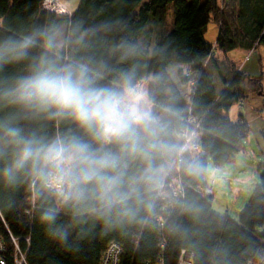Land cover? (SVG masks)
<instances>
[{"label": "trees", "instance_id": "1", "mask_svg": "<svg viewBox=\"0 0 264 264\" xmlns=\"http://www.w3.org/2000/svg\"><path fill=\"white\" fill-rule=\"evenodd\" d=\"M41 1L0 0V38L19 39L52 29L70 37L75 29L80 43L65 47L61 56L86 64L101 83L113 82L129 70L136 71L143 85L152 76L145 90L154 111L174 130L195 127L188 116L198 122L195 134L201 150L185 155L197 159L200 167L193 173L175 164L162 186L136 194V218L112 228L91 216L76 223L72 210L38 182L25 180L14 188L0 183V233L9 250L11 234L26 252L27 264H99L110 242L122 248L119 264H176L181 249L192 253L191 264H246L264 257V163L238 220L212 212V196L205 193L208 160L216 167L226 163L249 131L242 114L236 122L228 114L246 96L244 74L215 53L225 56L235 49L264 46V0H79L66 15L44 10ZM169 8L173 17L168 29ZM211 23L217 28L213 44L205 36ZM124 41L135 45V55L123 54ZM40 51L33 46V54ZM206 58L224 86L219 93L204 70ZM170 63L183 64L178 79L187 86L185 92L171 79ZM185 66L190 76H185ZM23 67L9 65L3 75ZM68 130L63 125L48 128L50 134ZM128 171L139 176L143 165L130 161ZM30 207L27 216L24 211ZM52 208L58 209V223L68 228L66 244L49 239L39 223L43 212ZM24 238H29V245Z\"/></svg>", "mask_w": 264, "mask_h": 264}, {"label": "clouds", "instance_id": "2", "mask_svg": "<svg viewBox=\"0 0 264 264\" xmlns=\"http://www.w3.org/2000/svg\"><path fill=\"white\" fill-rule=\"evenodd\" d=\"M75 32L0 38V183L14 188L38 182L72 210L76 223L91 216L112 228L136 218V194L162 186L175 164L193 173L200 164L185 155L187 133L154 111L135 70L101 83L86 64L61 56L65 47L80 43ZM36 45L41 51L33 54ZM120 49L125 56L136 54L127 41ZM9 65L24 67L3 75ZM50 125L69 130L50 134ZM134 160L143 165L139 176L128 171ZM39 223L52 241L68 242L58 209L43 212Z\"/></svg>", "mask_w": 264, "mask_h": 264}, {"label": "rangeland", "instance_id": "3", "mask_svg": "<svg viewBox=\"0 0 264 264\" xmlns=\"http://www.w3.org/2000/svg\"><path fill=\"white\" fill-rule=\"evenodd\" d=\"M71 11L77 0H62ZM172 11L169 8L167 15V28L172 23ZM210 43L216 38V26L210 24L205 34ZM243 52V51H242ZM241 51L232 50L233 60L240 63L243 59ZM229 56V55H228ZM244 80L242 87L245 88L246 96L241 100L242 115H245L249 131L241 142V146L233 156L221 166L216 167L209 159L207 164L206 180L213 184V196L210 199L211 211L226 215L231 219L238 220L239 214L250 198L255 183L259 180L262 172L260 165L264 163V47L251 56L250 60L241 67ZM152 81V76L143 86ZM231 121H238V103L228 111Z\"/></svg>", "mask_w": 264, "mask_h": 264}, {"label": "built area", "instance_id": "4", "mask_svg": "<svg viewBox=\"0 0 264 264\" xmlns=\"http://www.w3.org/2000/svg\"><path fill=\"white\" fill-rule=\"evenodd\" d=\"M41 6L44 10L56 14L66 15L70 13V10L63 4L62 0H42ZM183 71L185 76H190L189 66H185ZM185 101L188 104L190 103L191 101L190 92L185 94ZM238 107L241 108L240 103L238 104ZM187 121L193 123V126L195 127L185 131V133H187L189 137L186 153L189 151L198 153L201 150L199 139L195 134V128L198 126V122L196 121V119L192 118L191 116H188ZM213 184H214V179L211 180V183H209V185L205 189V193L207 195L213 196V192H214ZM24 213L27 216L31 215L32 207L25 209ZM10 239L13 245L12 251L9 250L7 242L0 233V264H27L26 252L22 250L21 247L19 246V239L13 237L11 234H10ZM24 242L27 245H29V238H24ZM121 252H122V248L118 243L116 242L108 243L104 252L102 253L99 264H119ZM191 259H192V253L187 251L186 249H181L176 264H191ZM246 264H264V257H261L257 261H249Z\"/></svg>", "mask_w": 264, "mask_h": 264}, {"label": "crops", "instance_id": "5", "mask_svg": "<svg viewBox=\"0 0 264 264\" xmlns=\"http://www.w3.org/2000/svg\"><path fill=\"white\" fill-rule=\"evenodd\" d=\"M78 1L79 0H77L75 6L71 9V11H73L76 8V6L78 4ZM63 4L65 5L64 2H63ZM216 35H217V28H216ZM259 47H264V46L257 45L254 48L253 51H250V50L246 51V50H243V49H235L237 51H241V52L243 51L242 54L244 56H243V59H242V61L240 63H236V61L233 60L232 54H230V52H228L227 55H225V56L221 52H216L215 55H216V57L219 60H223L225 57H227L230 62H232L235 65H237V70L242 71L241 67L244 66L246 64V62H248L250 60L251 56L255 53L256 50L259 49ZM203 67H204L205 72L207 74H209V76L211 77V79H212V81L214 83L216 92L217 93L221 92L222 89L224 88V86H223L222 82L220 81L216 71L214 70L209 58H206L203 61ZM182 68H183V64H179V63H170L169 66L167 67V70L169 72V75H170L171 79L176 84V86L179 87L181 93L185 92L187 90V86L184 85V84H181L180 80L178 79V73L181 71ZM238 110H239L240 114H242L241 108L238 107ZM242 117H243L244 120L247 121V119L245 118L244 114L242 115Z\"/></svg>", "mask_w": 264, "mask_h": 264}]
</instances>
